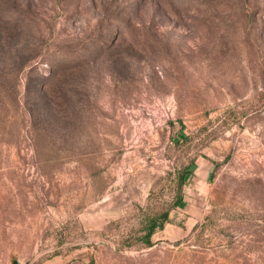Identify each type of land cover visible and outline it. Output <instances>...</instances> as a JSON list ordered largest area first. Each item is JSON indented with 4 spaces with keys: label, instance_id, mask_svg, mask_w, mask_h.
<instances>
[{
    "label": "rangeland",
    "instance_id": "374dc122",
    "mask_svg": "<svg viewBox=\"0 0 264 264\" xmlns=\"http://www.w3.org/2000/svg\"><path fill=\"white\" fill-rule=\"evenodd\" d=\"M0 44V264H264V0H0Z\"/></svg>",
    "mask_w": 264,
    "mask_h": 264
},
{
    "label": "trees",
    "instance_id": "16d2710c",
    "mask_svg": "<svg viewBox=\"0 0 264 264\" xmlns=\"http://www.w3.org/2000/svg\"><path fill=\"white\" fill-rule=\"evenodd\" d=\"M0 51H1V44H0ZM14 87L12 86L11 92H14ZM16 91V90H15ZM12 94V93H11ZM188 173H191L190 168H185L183 172L178 176V185H177V193H176V199L174 201V204L177 205L182 201V185L184 182V179ZM169 220V210L164 209L160 211L157 215H152L148 217L147 225L145 229V233L140 237L141 241L146 246H151V236L154 233L156 228H162L163 225Z\"/></svg>",
    "mask_w": 264,
    "mask_h": 264
}]
</instances>
